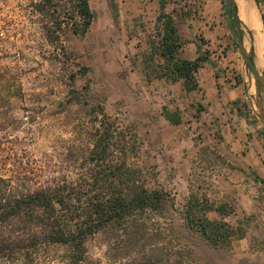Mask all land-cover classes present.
<instances>
[{"label": "rangeland", "instance_id": "obj_1", "mask_svg": "<svg viewBox=\"0 0 264 264\" xmlns=\"http://www.w3.org/2000/svg\"><path fill=\"white\" fill-rule=\"evenodd\" d=\"M34 2L0 0V177L21 175L40 183L76 176L96 119L77 104L71 90L86 87L92 103L102 106L126 140L135 136V153H127L126 161L142 169L149 187L167 191L174 204L162 212H144L126 230L128 236L123 227H116L89 237L81 264H264V195L259 200L253 190L232 189L229 199L236 211L225 220L239 224L244 235L233 238L227 248L207 246L184 225L181 213L190 191L207 198L217 192L221 169L214 161H222L216 156L220 133L211 120L190 125L186 133L196 151L180 159L178 125L161 119L163 107L178 111V92L163 84H143L141 75L137 79L133 74L141 67L140 52L153 32L154 8L149 27L138 35L134 26L142 21L130 20L122 1L87 0L91 23L78 35L70 32L69 6L60 0V27L51 43L41 29L47 19L34 10ZM252 2L259 20L264 18V0ZM165 12L180 28L187 17L183 14H190L188 24L198 22V33L208 40L219 69L230 79L238 76L243 87L241 58L223 0H172ZM255 24L262 39L264 26ZM134 34L139 38L137 51L130 49ZM261 71L264 75V66ZM203 149L207 152L200 154ZM64 256L63 248H48L41 264H60Z\"/></svg>", "mask_w": 264, "mask_h": 264}, {"label": "trees", "instance_id": "obj_2", "mask_svg": "<svg viewBox=\"0 0 264 264\" xmlns=\"http://www.w3.org/2000/svg\"><path fill=\"white\" fill-rule=\"evenodd\" d=\"M59 1L37 0L32 4L41 18L47 19L41 29L51 43L60 27L56 21ZM61 1L69 6L70 32L84 34L92 19L87 0ZM171 1L157 0L159 11L153 32L148 34L145 49L140 52L139 70L145 81L163 79L173 83L183 79L193 84L197 68L212 51L204 48L193 60L179 57L184 40L178 34L173 15L165 12ZM261 21L264 25L263 16ZM198 40L206 43L201 36ZM233 79L240 83L238 76ZM81 88L71 90L74 99L88 114L95 115L96 121L91 125L89 145L81 156L83 163L76 176L59 180L51 177L40 183L21 175L14 179L0 177V264H41L42 254L54 246L65 251L60 264H81L89 237L116 227H123L128 236L126 230L144 212H162L174 204L167 191L149 187L142 169L126 161L127 153H135V136L126 140L121 129L107 120L102 106L92 103L88 89ZM164 116L172 124L179 122L176 114L164 112ZM233 209L229 198L215 204L205 194L190 191L181 214L186 228L207 246L223 249L233 238L244 235L239 224L225 220ZM210 211L216 213L215 218L207 216Z\"/></svg>", "mask_w": 264, "mask_h": 264}, {"label": "crops", "instance_id": "obj_3", "mask_svg": "<svg viewBox=\"0 0 264 264\" xmlns=\"http://www.w3.org/2000/svg\"><path fill=\"white\" fill-rule=\"evenodd\" d=\"M120 1H122L121 9L128 12L130 20L142 21L134 24V30H139L138 35L140 32L142 35L145 29L149 27L151 8L153 7V12L158 14L157 0ZM250 1L252 2V0ZM254 16L255 14H253V18L256 23L257 17ZM188 17L190 14L181 20L184 22L181 28L177 27L179 36L184 40L179 50V57L184 60H193L200 50L209 49V43L207 39H205V44L199 42L198 30L200 26H198V22L196 26L189 25L191 18ZM255 27L257 26L255 25ZM138 35H133V40L136 41L134 46L130 47L133 51L140 49ZM143 46L145 48V44ZM212 53L197 68L193 84L183 79H178L173 83L163 79L145 81L142 76L141 79L144 81L143 84H163L172 91L178 92V111L175 108V110L169 111L163 107L162 118H160L164 122L170 123L164 116V112L178 116V124L173 125H178V155L181 153L180 159L189 158L196 151L190 133H186L190 125L198 124L200 120H211L218 129L220 141L216 144V156L220 157L222 161L214 162L216 167L221 170L216 175L217 192L208 200L215 204L222 202L231 197L230 192L233 188L253 190L255 196L258 195L259 200H261L262 195H264V128L253 113L243 87L240 83H235L233 78L232 81L219 69L220 62L211 55ZM138 69L133 71L137 79L141 75ZM184 147L185 150H183ZM206 152V149H203L199 153L205 154ZM234 206L236 205L234 204ZM235 211L234 207L230 215L235 214ZM210 214L216 217V213L213 211L207 213V215Z\"/></svg>", "mask_w": 264, "mask_h": 264}, {"label": "water", "instance_id": "obj_4", "mask_svg": "<svg viewBox=\"0 0 264 264\" xmlns=\"http://www.w3.org/2000/svg\"><path fill=\"white\" fill-rule=\"evenodd\" d=\"M226 19L231 27L236 48L241 58V79L243 91L248 98L251 109L261 125L264 127V75L261 65H256L251 47H244V41L251 36L249 30H243L236 12L234 0H223ZM261 18V17H260ZM263 25V22L260 19Z\"/></svg>", "mask_w": 264, "mask_h": 264}, {"label": "bare ground", "instance_id": "obj_5", "mask_svg": "<svg viewBox=\"0 0 264 264\" xmlns=\"http://www.w3.org/2000/svg\"><path fill=\"white\" fill-rule=\"evenodd\" d=\"M236 6V12L238 18L241 22V26L243 30H249L251 32V36L249 38L246 37L244 41V47L247 49L251 47L254 54V59L256 65L264 66V47L262 42H264V33L262 39L257 35V27H255V20L253 18V14L257 17V21L260 25L258 14L256 7L252 4L250 0H234ZM254 16V17H255ZM262 31V29H261Z\"/></svg>", "mask_w": 264, "mask_h": 264}]
</instances>
